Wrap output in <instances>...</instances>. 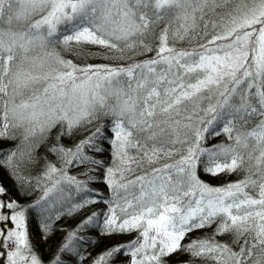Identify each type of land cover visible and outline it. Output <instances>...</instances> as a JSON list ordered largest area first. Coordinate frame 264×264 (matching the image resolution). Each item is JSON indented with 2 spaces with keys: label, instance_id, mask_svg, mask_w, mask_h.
Instances as JSON below:
<instances>
[{
  "label": "snow or ice",
  "instance_id": "snow-or-ice-1",
  "mask_svg": "<svg viewBox=\"0 0 264 264\" xmlns=\"http://www.w3.org/2000/svg\"><path fill=\"white\" fill-rule=\"evenodd\" d=\"M61 52L109 63L78 64ZM104 118L109 124H97ZM80 129L88 134L73 148L59 144ZM221 135L227 143L204 146ZM50 138L61 166L45 163L37 178L42 215L68 199L66 189L86 194L69 212L97 203L68 168L103 167L85 149L100 151L101 139L113 147L104 177L112 199L100 201L108 212L79 228L103 216V235H137L91 264H168L172 256V264H264V0H0V143L19 141L0 149V169L30 184L24 173ZM198 168L245 175L212 186ZM209 228L211 236L185 243ZM226 234L238 250L217 239ZM76 238L70 233L60 251L75 252ZM185 253L192 259H180ZM0 264H42L23 206L2 185Z\"/></svg>",
  "mask_w": 264,
  "mask_h": 264
},
{
  "label": "trees",
  "instance_id": "trees-1",
  "mask_svg": "<svg viewBox=\"0 0 264 264\" xmlns=\"http://www.w3.org/2000/svg\"><path fill=\"white\" fill-rule=\"evenodd\" d=\"M191 46H195L194 44ZM177 47L187 48L189 45L185 42L177 44ZM88 52L99 51V49L86 50ZM101 51V50H100ZM66 58L72 59L75 63L85 64V63H109V61L104 56H88L84 58L77 57L75 53H65L61 52ZM155 53H149L147 55L135 57V61H142L145 59H150ZM133 61H128L131 63ZM97 124L107 125L109 121L107 118L101 119ZM95 125L93 126L94 130ZM111 131L107 132L108 138H110ZM88 133L83 129L75 131L71 136H61L59 144L66 148H73L75 144L85 138ZM227 138L223 135L215 138H206L204 146H211L219 143H227ZM13 143H19V141H6L0 143V149H6L13 146ZM57 143L54 139L50 138L43 145L36 149L35 165L29 169L24 175H31L32 182L25 183L21 186L20 182L16 180L15 176L11 175L10 171H5L0 169V183L7 190L8 194L13 197L14 200H20L26 215V228L29 233L30 242L35 252L40 258L47 261H53L57 256L60 257L62 264H91V260L96 258L99 254L103 253L106 249L111 248L113 245L121 242H127L126 237L117 236L108 238L107 236H99L101 234V222L102 216L98 217V221L95 225H89L84 228H79L91 213H105L108 209L106 202H100L101 200L107 201L112 199V193L108 187L106 180L104 179V167L107 166V160L109 153L105 151L108 150V145H110L109 139L98 140L97 143L100 147V151H95L91 148L85 149V154L87 151L90 153L88 156L93 157L96 160L102 162L103 167L99 165L91 164H81L79 169L84 171V176L80 175V180H87L86 187L92 190V196L97 200V203L88 205L86 209H80L78 211L69 212V207L72 204L79 203L82 198L86 196L85 193H77L71 190L72 198H68L63 202H57L55 207L51 209L50 212H46L43 215L40 209L35 207V200H38L41 187H43L44 182L41 181L37 183V178L41 175L45 163L51 162L60 167L59 158L54 152L50 151V148ZM92 150V151H91ZM103 160V161H102ZM72 168V167H70ZM68 168V169H70ZM78 169V168H77ZM89 169H94V171L89 172ZM68 170L69 175L70 174ZM80 173V172H78ZM198 175L200 178L209 183L212 186H223L230 182L239 181L244 178L245 173H221L218 176H211L208 174H201L198 168ZM88 176H95L96 179L88 180ZM78 177V176H77ZM31 189H29V188ZM78 194V195H77ZM98 194V195H97ZM59 213V214H58ZM46 217L50 219L46 220ZM47 222L50 227L47 230H43V224ZM214 229L209 228L205 231L194 232L191 237L186 238L185 243L192 238L211 236ZM49 231L48 234H46ZM75 233L76 239L73 240L75 252L64 251L61 252L60 249L62 245L67 242L70 233ZM137 233H134L136 236ZM46 236L47 240L38 242V237ZM233 236L226 234L222 237L218 236L217 239L221 243H227L238 250V246L232 245ZM72 247V246H71ZM83 257V259H81ZM89 258V259H88ZM121 260L127 259V257H121ZM182 260L192 259L188 254H182L180 256ZM177 260V256H172L168 264ZM48 264V263H45ZM51 264V262L49 263ZM119 264V262H117ZM194 264H210L207 260H201L199 258H194Z\"/></svg>",
  "mask_w": 264,
  "mask_h": 264
},
{
  "label": "rangeland",
  "instance_id": "rangeland-1",
  "mask_svg": "<svg viewBox=\"0 0 264 264\" xmlns=\"http://www.w3.org/2000/svg\"><path fill=\"white\" fill-rule=\"evenodd\" d=\"M93 49H98V48H94V47H89V46H85V50H93ZM99 51H100V49H99ZM61 55H62V53H61ZM63 56V55H62ZM65 59H70V58H66L65 56H63ZM74 62V61H73ZM75 63V62H74ZM94 64H104V63H94ZM113 133L111 132L110 133V138H112L113 137ZM6 142V141H5ZM14 144V143H13ZM92 151V150H91ZM106 153H109V155L107 156L108 157V160H107V164H108V167H114V165H115V160H114V157H113V155H112V153H113V147H112V145H111V143H110V145H108V150H106L105 151ZM88 154H90L88 151H87V155ZM103 161V160H102ZM165 162H168V163H171V160H162L161 161V163H165ZM79 167H81V165H77V166H75V167H72V168H70V169H68L69 170V172H71L70 174H74V173H77V174H74V175H71V176H75L78 180H80V175H83L84 176V171H81L80 169H79ZM107 166H105L104 167V176H105V174H106V170H107V168H108ZM78 168V169H77ZM78 172H80V173H78ZM78 176V177H77ZM0 185H1V183H0ZM29 188V187H28ZM29 189H31V188H29ZM32 190V189H31ZM71 190H68V189H66V192H65V196L66 197H68V198H72V194H71V192H70ZM42 193H43V187H41V191H40V193H39V197H41V195H42ZM78 195V194H77ZM36 201V200H35ZM17 202H18V204L19 205H21L22 204V202L20 201V200H17ZM108 212V209L106 210V212L105 213H107ZM26 214V213H25ZM103 216H102V220H103ZM25 224H26V215H25ZM101 225H102V223H101ZM9 227H12V225L11 224H9ZM26 230H27V228H26ZM47 233L46 234H48V232L49 231H46ZM134 233L135 232H133V233H131V234H124L123 235V237H126L127 239H128V241H131L135 236H134ZM99 236H105V235H103L102 233L101 234H99ZM118 236H121V235H118ZM108 238H111V237H117V236H107ZM42 239L44 240V241H46L47 240V238H46V236H42V237H38V242H40V241H42ZM32 250L35 252V250H34V248L32 247ZM36 253V252H35ZM37 254V253H36ZM37 256H38V254H37ZM39 257V256H38ZM40 258V257H39ZM41 260H42V264H45V263H50L51 262V260L50 261H45V260H43L42 258H40ZM89 259V258H88Z\"/></svg>",
  "mask_w": 264,
  "mask_h": 264
}]
</instances>
